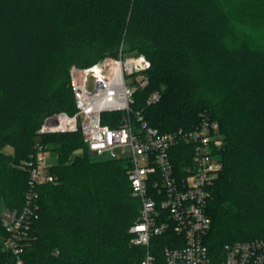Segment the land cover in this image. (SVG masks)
I'll return each instance as SVG.
<instances>
[{
	"label": "trees",
	"instance_id": "16d2710c",
	"mask_svg": "<svg viewBox=\"0 0 264 264\" xmlns=\"http://www.w3.org/2000/svg\"><path fill=\"white\" fill-rule=\"evenodd\" d=\"M264 0H0V210L28 207L22 251L0 264H139L130 242L140 201L128 162L96 155L79 130L39 133L44 119L73 114L71 66L142 55L147 84L131 109L157 130L189 128L204 113L224 138L209 193L204 238L215 263L223 246L264 238ZM153 90L157 102L146 105ZM123 112L102 113L116 126ZM9 145L12 152L3 147ZM41 147L58 162L52 181L30 177ZM170 232L152 238L156 264Z\"/></svg>",
	"mask_w": 264,
	"mask_h": 264
},
{
	"label": "built area",
	"instance_id": "2783aa9c",
	"mask_svg": "<svg viewBox=\"0 0 264 264\" xmlns=\"http://www.w3.org/2000/svg\"><path fill=\"white\" fill-rule=\"evenodd\" d=\"M149 62L142 55L105 56L87 67L71 66L70 84L75 112L47 116L39 133L79 130L88 150L128 162L131 195L140 201L137 219L130 226V242L144 248L139 264H156L152 238L170 232L162 248L164 264H264V238L224 244L217 263L204 238L211 218L206 205L210 188L221 168L218 150L224 138L219 124L204 113L189 128L161 132L149 126L140 111L131 109L133 94L148 82ZM91 82V87H89ZM153 90L145 104L157 102ZM123 112L116 126L101 122L102 113ZM41 147L34 156L30 177L35 183L52 181ZM28 207L1 208L5 250L18 255L29 222ZM16 264H21L17 259Z\"/></svg>",
	"mask_w": 264,
	"mask_h": 264
},
{
	"label": "rangeland",
	"instance_id": "374dc122",
	"mask_svg": "<svg viewBox=\"0 0 264 264\" xmlns=\"http://www.w3.org/2000/svg\"><path fill=\"white\" fill-rule=\"evenodd\" d=\"M251 34L258 41H261L262 38H264V37H262V34L259 32H252ZM126 54L130 55V53H126ZM131 55L137 57L139 54L132 53ZM91 85H92L91 82H89V87H91ZM3 151L6 153H10V152H12V147L9 145H6L5 147H3ZM46 152L47 153L44 156V162H45L46 166L48 167L51 165H55L58 162L57 156L54 153L49 152L47 150H46ZM1 225H2V223H1ZM2 227H3V225H2ZM5 234H6V232H5Z\"/></svg>",
	"mask_w": 264,
	"mask_h": 264
}]
</instances>
